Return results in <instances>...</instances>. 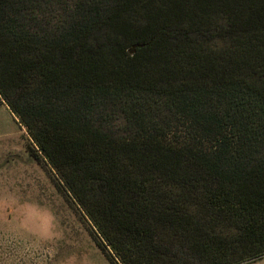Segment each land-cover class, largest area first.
<instances>
[{"label": "trees", "instance_id": "trees-1", "mask_svg": "<svg viewBox=\"0 0 264 264\" xmlns=\"http://www.w3.org/2000/svg\"><path fill=\"white\" fill-rule=\"evenodd\" d=\"M1 103L111 264L264 256V0H0Z\"/></svg>", "mask_w": 264, "mask_h": 264}, {"label": "rangeland", "instance_id": "rangeland-1", "mask_svg": "<svg viewBox=\"0 0 264 264\" xmlns=\"http://www.w3.org/2000/svg\"><path fill=\"white\" fill-rule=\"evenodd\" d=\"M94 235L54 169L1 103L0 264H111Z\"/></svg>", "mask_w": 264, "mask_h": 264}, {"label": "water", "instance_id": "water-1", "mask_svg": "<svg viewBox=\"0 0 264 264\" xmlns=\"http://www.w3.org/2000/svg\"><path fill=\"white\" fill-rule=\"evenodd\" d=\"M137 47V45H134L133 47H132V49L130 50V52L131 53H133L134 51H135V48Z\"/></svg>", "mask_w": 264, "mask_h": 264}, {"label": "crops", "instance_id": "crops-1", "mask_svg": "<svg viewBox=\"0 0 264 264\" xmlns=\"http://www.w3.org/2000/svg\"><path fill=\"white\" fill-rule=\"evenodd\" d=\"M256 262H260V263L263 262V264H264V258H263L262 260H258V261L252 262V263H256ZM252 263H251V264H252Z\"/></svg>", "mask_w": 264, "mask_h": 264}]
</instances>
